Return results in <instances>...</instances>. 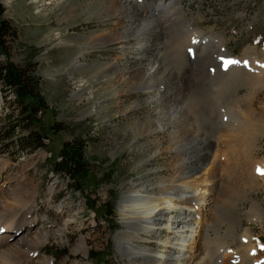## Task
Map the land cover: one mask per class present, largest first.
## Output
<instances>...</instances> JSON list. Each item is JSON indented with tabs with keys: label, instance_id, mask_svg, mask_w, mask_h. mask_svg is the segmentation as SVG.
I'll use <instances>...</instances> for the list:
<instances>
[{
	"label": "rangeland",
	"instance_id": "1",
	"mask_svg": "<svg viewBox=\"0 0 264 264\" xmlns=\"http://www.w3.org/2000/svg\"><path fill=\"white\" fill-rule=\"evenodd\" d=\"M120 1L132 5L138 3L136 0ZM159 1L150 2L155 4ZM98 2L0 0L3 18L18 30L19 40L13 43L12 61L21 66H34V74L41 81L42 94L50 107L44 121L48 124L62 123L65 128L59 134L50 135L44 150L16 159L4 151L0 152V208L4 210L0 220L6 218L4 225L7 227L12 224L22 226L18 222L10 223V220H19L18 216L23 213L28 222H34L31 226L26 223L18 234L1 230L0 237L7 234L11 237L10 242L14 243L20 236H26L33 249H37L34 252L23 250L26 253L21 257L8 258L0 253V264H128L116 247V236L126 231L123 212L120 211L122 197L143 187L164 185L176 176L174 166L179 162L176 140H171L173 127L160 135L136 140V134L150 126L149 121L158 119L162 108L153 99L163 93H128L127 75L112 71L116 66L123 72L133 67H138L141 72L149 67V59L141 60L136 49L137 41H112L126 30L129 19L125 14L115 16V10H99ZM153 6V11H156V5ZM169 12L173 14L171 20L168 18L163 24L164 21L158 19L153 26L159 28L158 39H162L164 49L170 50L172 71L179 85L172 86L175 95L187 96L192 90L188 86H195L197 94L207 95L204 92L209 91V79L219 78L212 86L222 94L215 97V115L202 109L189 116L194 122L189 121L192 126L189 130L207 139L208 155L203 158L202 171L196 176L201 175L209 164H214L215 202L212 214L205 221V238L202 241L193 239L195 228L192 233L188 232L187 242L176 246L168 243V231L142 234L134 245L161 256H172L179 248L188 249L184 246L192 240L198 244L195 250L198 249L202 255L215 257L225 250L228 256L221 253V260L226 261L225 264H236L237 260L231 259L233 254L241 257L242 244H250V240H241L244 234L253 238V245L258 240L264 244V177L260 178V175L264 176L260 173L264 170V0H177L169 6ZM196 30L218 40L210 45L217 69L221 66L218 57L221 44L229 57L237 59L233 72L215 71L211 64L206 63L207 57L202 59L201 67H195L200 45H193L194 60L187 46ZM4 61L0 57V63ZM73 62L82 63V66L74 69ZM197 73L199 75L195 78ZM224 95L233 97L227 100ZM149 98L150 102L145 103ZM138 101H141L140 107L133 108ZM241 101H247L254 112V126L246 120L248 107ZM4 108L0 92V117L4 115ZM240 121L244 125H240ZM227 132L230 136L236 135V139L232 136L229 139ZM80 139L85 142V157L91 174L84 190L77 192L71 189V180L53 174L50 161L57 156L63 143ZM235 143L238 148L233 151ZM225 150L230 151L225 153ZM251 175L258 180L255 187L251 186ZM180 185L183 188V183ZM198 188L192 195L205 191L203 186ZM15 193L27 201L30 210L24 211L26 203L21 205L15 201ZM222 205L229 207L235 216L237 224L231 232L227 230L229 225L226 221L218 224L215 217ZM171 212L165 210L163 213L177 215V212ZM113 213L115 220L109 216ZM114 223L117 225L115 230L112 227ZM220 245L224 247L220 248ZM0 247L1 252L3 247ZM91 255L97 259L92 260Z\"/></svg>",
	"mask_w": 264,
	"mask_h": 264
},
{
	"label": "bare ground",
	"instance_id": "2",
	"mask_svg": "<svg viewBox=\"0 0 264 264\" xmlns=\"http://www.w3.org/2000/svg\"><path fill=\"white\" fill-rule=\"evenodd\" d=\"M119 1L117 2L115 0H99L98 2L99 10L101 11L104 10L108 11L110 9L115 10V16L119 14H123V15L125 14L126 19H129L130 24L126 28V30L122 32L121 36L112 39V41H116V40L137 41L138 44L136 49L139 50V53L141 54V60L147 61L149 59V67L141 72L138 70V67H133L130 71L123 72V71H119L118 68L115 66L112 69V71L114 73L119 72L121 75H124L125 77L127 75L126 82L128 85L127 87H129L128 93H134V92L150 93L153 91H159L163 93V94L158 93L159 95L157 97H154L153 99L157 101L160 107L162 108L161 113H159L158 119L155 122L149 121L148 123H150L149 124L150 126L141 129L138 132V134H136V140L146 138L152 135L154 136L160 135L163 132L167 131L168 128L173 127L174 133L173 136L171 137V140H176L175 151L178 152L176 156L178 157L177 161L179 163L177 162L178 163L177 166L176 165L174 166L175 167L174 170L176 172L175 174L176 176H174L175 178H173L172 180L170 179L171 181H166L168 183H164V185L161 186L159 185L158 187H149V186L143 187L142 189L132 191L130 192L131 194L129 195L127 194L122 197L120 211L123 212V225L126 231L116 236V244H117L116 247L118 249V252L121 253L127 259L128 264H225L226 261L221 260V256H222L221 253L222 254L225 253L224 256L227 257L228 256L227 251L223 250L218 254V256L215 257H213V255L210 256L209 254L202 255L201 253L198 252V249L195 250L198 247V244H196L192 240L189 241V245H185V246L183 245L184 248L188 247V249L182 250L179 248L177 254L172 256H168V255L161 256L158 255L157 253L151 252L147 248H141L137 245H134L136 241L141 239L142 234L145 233L150 234L152 232H160V231L170 232V237L168 238L167 241L171 246H176L180 243L187 242L186 238L188 237L187 236L188 232L192 233V231L195 228L197 229V231L195 232V234H193L192 236L193 239L199 238L198 241L200 242L205 238V231H206L205 230L206 227H204V225L206 224L205 221L212 214L213 211L212 205H214L215 202L214 194H213V191L215 190V189L213 190V188L215 186H214V182H212V178L216 172L214 173L213 171L214 164L211 163L207 166V168H205V171L201 173V175H199L198 177L196 176L197 172L200 173L202 171L201 165H204L202 162L203 158H205L208 155L206 154L207 139L205 137H202L201 135L198 136L197 134L193 133L192 132L193 130L192 131L189 130V126H190L189 121L191 120L189 116L191 114L199 113L202 109H204V111H207L206 113H211V115L212 114L215 115L216 113L215 108H217L215 97H220L222 96V94L219 91H217V88L216 90L212 89V86H214L217 83L216 81H218L219 79L217 76H214L211 79H209L210 81L209 91L207 90V92H204L207 93V95L206 94L204 95L203 93L201 95L200 92H199L200 95L197 94L196 93L197 91L194 88L195 86L194 87L188 86V89L190 88V90L191 89L192 90L187 96L183 95L180 97V95L178 96L175 95L174 93L175 88H172V86L177 87L179 85H178L177 77L175 73L172 71V62L169 55L170 50L164 49L163 46L164 43L161 41L162 39L161 40L158 39L160 36L158 32L159 28L156 29V27L153 26V22L157 21L158 19L159 20L162 19L164 21L163 22L164 24L165 22H167L168 18L171 20L173 14L169 12V6H172L177 0H161V1L158 0L159 2L155 4H151L150 1L152 0H136L138 1V3L137 4L135 3V5H132L131 3H126L121 1L119 2ZM153 5H156L157 8L156 11H153V7H154ZM216 41L218 40L213 39L211 36H206L200 31L196 30L192 33V40L190 41V45L187 46L188 47L187 49H188V53L192 56L193 60L195 59V46L200 45V49H201V50L199 48H198L199 50L197 49L198 53H197L196 61H194L195 67L197 68L198 66H200L201 62L203 61L202 59L204 57H207L208 59L206 60V63L211 64L210 67L212 68L214 67L215 71L221 69L222 72H233V69H235L236 65L238 64L237 59L233 57H229L225 52V48L222 44L220 45L221 50H219L221 53L218 56L221 60V66L219 67V69H217L218 67L216 66L215 62L211 57L213 48L210 47V45ZM72 65L74 69H77L82 66V63L73 62ZM210 72L212 73V71ZM199 74L198 73L195 74L196 77L195 76L194 77L197 78V75ZM200 88L202 89V87ZM183 89L184 88H182V91ZM197 90L200 91V89ZM224 96L227 98V100L233 97L226 95ZM250 97L251 95L248 96V98ZM150 99L151 98L145 101V103H149ZM238 101L240 102L239 99ZM241 102L244 103L245 107H248L249 112L246 120L250 123L251 126H254V122H255L254 112L249 108V104L247 101H241ZM140 105H141V101H138L137 104L133 106V108L137 109L140 107ZM234 112L235 111H233V113ZM229 113H232V111ZM228 115L231 116V114ZM232 115H234V117L237 116V115L235 116V114ZM232 119L233 118H231L230 120ZM241 121H240V125H244V123L242 124ZM191 123L193 124L194 122ZM225 124L226 121L225 123H223V126ZM233 126L232 128L235 127ZM190 127L192 128V126ZM232 128L231 131L235 129L234 128L232 130ZM240 129H242V127ZM235 130L233 132L234 134H235ZM233 133L231 132V134ZM231 136L229 134L227 137L229 138ZM218 137L220 139V136ZM232 137L235 138L237 136L233 135ZM228 140L226 141L228 142ZM231 143L234 144V142L232 141ZM233 144H229V146L231 145L233 146ZM235 145L236 146L232 147V149L234 148L233 151L235 150V147L238 148L237 147L238 145L236 143ZM227 149L231 150V148H227ZM226 151L227 150H225V153ZM260 176H261L260 178L264 177L263 175ZM257 181L258 180L251 175L250 177L251 186L255 187V185H258ZM180 183H183V188H181ZM201 186L204 187L205 191L202 192V194L195 191L196 193L195 194L193 193L194 195H192L194 189L198 190L199 189L198 187ZM164 187H167V189L164 190ZM19 193L14 194V199L18 204L24 205L27 201H23L24 199H22V197L19 196L20 195ZM157 207L160 208L158 209ZM60 208L61 207H59V209ZM126 208H129V210H126ZM28 210H30V205H27L26 203L24 205V211H28ZM165 210L168 211L171 210L172 211L171 213L177 212V215L175 216L164 215L163 212ZM2 211L4 210H1L0 208V217L2 216L1 214ZM201 212L202 214H199ZM18 217L19 220L11 219L10 223L18 222L22 226H19L18 224H12L11 226L7 227L4 225L6 219L4 218L3 220H0V231L2 230L3 232H8V233L16 232L18 234L21 232V229L24 227V225H26V223H29L30 226L32 223H34L32 221L28 222L26 216L23 213H21ZM215 217L217 219L218 224L225 221L228 223L229 227L228 229L226 228L228 232L233 231L234 225L237 224L236 220H234L235 216L232 215L230 208L225 205L221 206L219 213H217V216ZM10 238L11 237L8 236L7 234L0 237V246L3 247V250H1L0 253H2L5 257L9 258L10 256L14 257L17 255L21 257V254L24 255V253H26L23 250L30 249L32 250V252L37 250V249H33L34 247L32 246V242L29 239H27L26 236H20L18 239L15 240L14 243L10 242ZM251 238L252 237H250L248 234H244L242 236L241 240L243 242L246 239L250 240L248 242L250 244L244 245V243L243 244L241 243L242 244L241 257L238 256L239 254L237 255L233 254V257L231 259L235 261L237 260L238 264H264V244H262L258 240V242L256 241L257 243L253 245L252 243L253 241H251L253 240V238L252 239ZM222 239H226L225 236H223ZM222 247H224V245H222ZM222 247L220 245V248ZM220 248H218V251ZM80 249L78 248V251ZM183 251L185 252L184 255H182L184 253ZM186 252H191V253L186 254ZM258 254L260 255V257H258Z\"/></svg>",
	"mask_w": 264,
	"mask_h": 264
},
{
	"label": "trees",
	"instance_id": "3",
	"mask_svg": "<svg viewBox=\"0 0 264 264\" xmlns=\"http://www.w3.org/2000/svg\"><path fill=\"white\" fill-rule=\"evenodd\" d=\"M3 15L0 5V57L5 59L0 63V92L5 106L0 117V152L16 159L46 149L50 135L59 134L65 128L62 123L44 121L50 107L42 94L41 81L34 74L33 65L21 66L12 61L13 43L19 40L18 30ZM50 166L53 174L72 181L71 189L82 192L91 174L85 142L80 139L63 143ZM109 216L115 220V213ZM112 227L117 229L116 223ZM90 258L97 259L95 255Z\"/></svg>",
	"mask_w": 264,
	"mask_h": 264
},
{
	"label": "snow or ice",
	"instance_id": "4",
	"mask_svg": "<svg viewBox=\"0 0 264 264\" xmlns=\"http://www.w3.org/2000/svg\"><path fill=\"white\" fill-rule=\"evenodd\" d=\"M233 63H235V62H233ZM260 173H261V174H264V170H260Z\"/></svg>",
	"mask_w": 264,
	"mask_h": 264
},
{
	"label": "crops",
	"instance_id": "5",
	"mask_svg": "<svg viewBox=\"0 0 264 264\" xmlns=\"http://www.w3.org/2000/svg\"><path fill=\"white\" fill-rule=\"evenodd\" d=\"M263 184V187H264V183H262Z\"/></svg>",
	"mask_w": 264,
	"mask_h": 264
}]
</instances>
